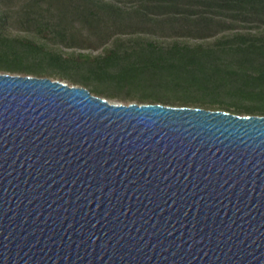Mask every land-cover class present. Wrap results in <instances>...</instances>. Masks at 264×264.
<instances>
[{"label":"water","instance_id":"95a60500","mask_svg":"<svg viewBox=\"0 0 264 264\" xmlns=\"http://www.w3.org/2000/svg\"><path fill=\"white\" fill-rule=\"evenodd\" d=\"M0 264H264V115L0 72Z\"/></svg>","mask_w":264,"mask_h":264},{"label":"trees","instance_id":"16d2710c","mask_svg":"<svg viewBox=\"0 0 264 264\" xmlns=\"http://www.w3.org/2000/svg\"><path fill=\"white\" fill-rule=\"evenodd\" d=\"M46 1L27 0L16 11L29 25L56 30L61 38L80 19L96 34L114 37L111 47L78 62L0 30V72L63 80L80 69L84 79L74 74L70 80L93 84L102 97L264 115V0ZM2 4L7 2L0 1V24L8 16ZM156 30L171 39L136 36L127 43L120 37Z\"/></svg>","mask_w":264,"mask_h":264},{"label":"rangeland","instance_id":"374dc122","mask_svg":"<svg viewBox=\"0 0 264 264\" xmlns=\"http://www.w3.org/2000/svg\"><path fill=\"white\" fill-rule=\"evenodd\" d=\"M0 1L7 2V4H2L1 6L3 9H6V13L8 14V16H6L4 18V21L0 24V30L2 31V34H5L9 38L17 39L18 41L28 43L37 48L41 47L45 50H53L59 52L63 57H70V59L77 60L78 62L84 59L85 55L89 56L90 59H94V57L96 56L105 55L112 45L114 37H108L106 32H103V35L96 34L94 29H90L86 26V24L81 23L80 19L74 20L71 28L66 31V35H64L63 38H61L58 33L55 32L56 30H52L51 28H49V30H38L36 27H34V25H29L27 21L23 20V17L20 16L21 14L16 11V9H18L20 5L27 0ZM38 1L42 5H45L47 2L46 0ZM10 14L12 15L11 17L9 16ZM136 36H139L142 41L149 39L161 43H164L165 41L171 39V36H169L168 34L162 33L157 30L154 33H150L148 31H136L135 33L120 34V37L125 38V41L127 43L129 37L134 38ZM71 73V77H74L75 74L79 79H84V77L81 75L82 72L80 69H74ZM42 76L58 79L57 76H49L48 73ZM71 77H69L68 79H63V81L74 85L85 86L91 92L101 95L94 91L93 84L83 85L80 82H73L70 80L72 79ZM101 85L107 87L102 83ZM135 87L140 88L139 85H135ZM106 98L122 103L137 102L136 96L133 97L134 99L128 101H122L117 97Z\"/></svg>","mask_w":264,"mask_h":264}]
</instances>
